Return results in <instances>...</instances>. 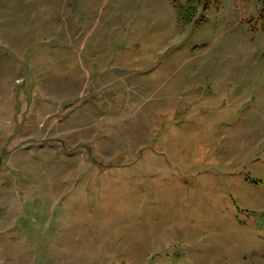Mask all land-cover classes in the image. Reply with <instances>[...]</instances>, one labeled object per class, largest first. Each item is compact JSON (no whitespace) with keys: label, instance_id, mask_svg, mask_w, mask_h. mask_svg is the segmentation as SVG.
I'll use <instances>...</instances> for the list:
<instances>
[{"label":"rangeland","instance_id":"rangeland-1","mask_svg":"<svg viewBox=\"0 0 264 264\" xmlns=\"http://www.w3.org/2000/svg\"><path fill=\"white\" fill-rule=\"evenodd\" d=\"M0 0V264H264L262 0Z\"/></svg>","mask_w":264,"mask_h":264},{"label":"trees","instance_id":"trees-1","mask_svg":"<svg viewBox=\"0 0 264 264\" xmlns=\"http://www.w3.org/2000/svg\"><path fill=\"white\" fill-rule=\"evenodd\" d=\"M216 3V0H184V4L180 6V19L182 24L188 25L194 22L195 24H202L205 19L196 20L195 13L197 11V5H201V11L203 13L208 12L210 8ZM264 5V0H262ZM260 30L264 33V7L259 14Z\"/></svg>","mask_w":264,"mask_h":264}]
</instances>
